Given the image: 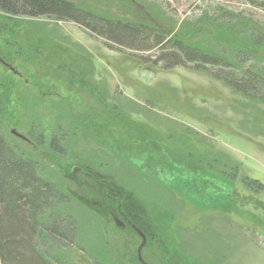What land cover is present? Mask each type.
<instances>
[{"label":"rangeland","instance_id":"1","mask_svg":"<svg viewBox=\"0 0 264 264\" xmlns=\"http://www.w3.org/2000/svg\"><path fill=\"white\" fill-rule=\"evenodd\" d=\"M68 1L101 17L173 26L174 32L179 30L202 47L213 44L195 29H210L202 16L219 7L245 18L233 25L239 34L247 35L251 28L264 31V7L248 0ZM15 20L0 18V87L7 99L4 129L27 156L40 162V173L74 199L57 210L77 222L74 244L66 252L50 253L57 260L50 264H140L138 251L146 264H264V214L233 211L221 193L197 198L191 192L193 176L183 169L161 172V184L152 175L161 159L144 142L126 139L132 149L142 147L152 154H141L147 162L141 168L108 146L115 140L124 142L116 133L107 139L87 126L105 116L97 95L89 91L95 87L111 105L149 125L170 149L184 152L188 164L205 165L203 169L229 177L235 174L229 160H236L241 163L240 177L249 174L264 184V105L243 99L192 64L164 70L162 62H152L155 52L106 42L76 22L51 17ZM186 20L191 25L181 28ZM258 54L248 56L246 65L263 64L264 47ZM141 56L148 62L135 61ZM236 59L234 65L244 60ZM37 127L44 136L40 147L11 133L14 129L28 138ZM54 132L62 136V155L49 152ZM175 182L181 187L182 196L175 191L181 200L168 189ZM251 189L264 201V186ZM141 196L163 209H152L154 217L143 219L145 211L136 201ZM129 224L143 230L144 242ZM174 249L189 258L176 256Z\"/></svg>","mask_w":264,"mask_h":264},{"label":"trees","instance_id":"2","mask_svg":"<svg viewBox=\"0 0 264 264\" xmlns=\"http://www.w3.org/2000/svg\"><path fill=\"white\" fill-rule=\"evenodd\" d=\"M248 2L253 6L259 4L264 7V1ZM221 9L219 7L202 16L206 21V28L210 29H195V34L204 33L209 37L206 40L213 44L211 47H202L190 42L192 37H185L179 30L174 32L173 26H161L156 21L137 18L101 17L68 0H0L1 19L16 21L19 17H51L73 21L106 42L139 52H155L152 62H162L161 68L164 70L192 64L195 70L208 72V76L213 80L243 99L252 104L264 105V59L260 65L253 62L246 65L245 61L248 56L257 58L258 51H262L264 31L251 28L247 35L239 34L233 29V25L242 24L245 18L239 13L226 10L222 12ZM187 25H191V22L186 20L181 28ZM238 56L244 60L234 65L233 60L238 59ZM140 60L148 62L143 56L137 57L135 61L141 65ZM89 91L97 95L105 109V116L102 121L90 120L87 126L95 133L103 132L104 138L107 139L113 138V133H116L119 140L124 142L115 140L112 144L108 143V146L117 154H121L133 164L138 165L139 162L141 168L147 166L141 154H154L162 162L159 165L161 169H157L158 173H171L175 168L183 169L192 174L193 181L202 183L201 188L210 189L211 193L224 195V191H228L229 209L240 214L246 211L264 214V201L251 189L257 190L264 184L249 174L240 177V162L229 160L235 170V174L229 177L203 169L206 166L202 162V168L188 164L186 154L181 150L170 149L168 144L163 142L164 139L159 138L157 132L152 131L149 125L137 122L117 106L111 105L98 94L95 87H89ZM6 103V95L0 87V264H50L52 261L56 263L57 260L49 257L50 253L66 252L74 244V234L78 231L77 222L57 210L62 206H69L74 199L57 182L45 178L40 173V162L27 156L24 150L6 135ZM27 139L32 145L42 146L43 130L37 127L36 133H30ZM126 139L141 140L151 148L152 154L142 147L138 150L132 149ZM61 142L62 136H57L54 132L48 144L51 155L63 154ZM136 164L134 165L137 166ZM95 178L100 181L98 177ZM130 226L137 233L136 226ZM172 253L180 255L176 249ZM183 256L189 258L181 253L180 257ZM188 260L187 262H191ZM196 261L193 260L189 264H199Z\"/></svg>","mask_w":264,"mask_h":264},{"label":"crops","instance_id":"3","mask_svg":"<svg viewBox=\"0 0 264 264\" xmlns=\"http://www.w3.org/2000/svg\"><path fill=\"white\" fill-rule=\"evenodd\" d=\"M159 171H156L155 173H153L152 175H153V178H155V179H157V180H159L160 181V183L162 184V182H161V180H160V175H161V172L160 173H158ZM153 180V179H152ZM197 182V183H196ZM194 181L192 184H191V186H192V188H191V192H193L192 194H195V196L198 198L199 197V195H202V194H206V193H209V194H211V190L210 189H207V190H204L203 188H201V184L202 183H199V181ZM160 183H156V184H158L159 186H161L160 188H168L169 186L168 185H166V186H164V185H161ZM171 187L172 188H174V189H172V188H168L170 191H176L178 194H180V196H182V193H181V187L179 186V184L177 183V182H175V183H173L172 185H171ZM179 189V190H178ZM176 192H175V197L177 198V199H180L181 200V197L180 196H178L177 194H176ZM227 192L228 191H224V200H225V204H227V203H229V202H227L228 201V196H227ZM188 193H190V189L188 188ZM178 197H177V196ZM228 195H230V193L228 192ZM142 197V198H141ZM141 197H138L137 198V202L140 204V208L142 209V210H144L145 212H143L142 213V217H143V219H145V220H147V217L148 218H153L154 216H153V214H151L150 212H152L151 210L153 209L154 211H157V210H159V209H163L162 207H159L158 205H157V203L156 202H152V201H149L148 200V198H144L143 196H141ZM193 199V198H192ZM221 199L223 200V198L221 197ZM221 200V201H222ZM193 201H194V199H193ZM149 202H150V205L148 206V204H149ZM154 203V204H153ZM194 203H195V201H194ZM156 204V205H155ZM224 204V203H223ZM224 204V205H225ZM196 205H198V204H196ZM218 205H221V203H219ZM223 207V206H222ZM170 213H171V211H170ZM170 213H169V215H170ZM147 224L148 223H144L143 222V225H146L147 226ZM175 248H177V247H175ZM178 250V249H177Z\"/></svg>","mask_w":264,"mask_h":264},{"label":"water","instance_id":"4","mask_svg":"<svg viewBox=\"0 0 264 264\" xmlns=\"http://www.w3.org/2000/svg\"><path fill=\"white\" fill-rule=\"evenodd\" d=\"M11 133H12L13 135H15L17 138H19V139H21V140H23V141L29 142V140H28L24 135H22V134L16 132L14 129L11 130ZM116 221H117V223H118L119 225H121V226L123 225V223H122L121 221H119V220H116ZM133 227H134V226H133ZM135 229H136L137 233L142 237V242H144V241H145V239H144V234H142V232H141L138 228L135 227ZM137 259H138V261H139L140 264H146V263L141 259L140 255H139V251H138V254H137Z\"/></svg>","mask_w":264,"mask_h":264},{"label":"flooded vegetation","instance_id":"5","mask_svg":"<svg viewBox=\"0 0 264 264\" xmlns=\"http://www.w3.org/2000/svg\"><path fill=\"white\" fill-rule=\"evenodd\" d=\"M130 225V224H129ZM141 231V230H140ZM142 232V231H141Z\"/></svg>","mask_w":264,"mask_h":264}]
</instances>
